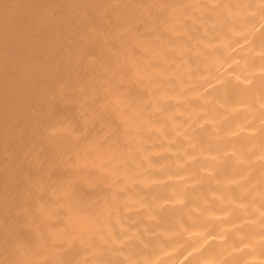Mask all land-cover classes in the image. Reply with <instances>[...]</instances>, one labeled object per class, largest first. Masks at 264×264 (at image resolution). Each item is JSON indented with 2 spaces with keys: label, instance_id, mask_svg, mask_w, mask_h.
<instances>
[{
  "label": "clouds",
  "instance_id": "clouds-1",
  "mask_svg": "<svg viewBox=\"0 0 264 264\" xmlns=\"http://www.w3.org/2000/svg\"><path fill=\"white\" fill-rule=\"evenodd\" d=\"M0 264H264V0H0Z\"/></svg>",
  "mask_w": 264,
  "mask_h": 264
}]
</instances>
